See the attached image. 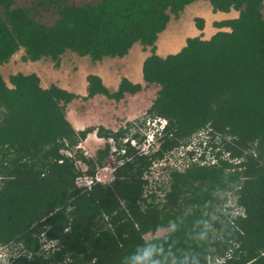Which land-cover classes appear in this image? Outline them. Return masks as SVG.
I'll list each match as a JSON object with an SVG mask.
<instances>
[{"label": "trees", "instance_id": "trees-1", "mask_svg": "<svg viewBox=\"0 0 264 264\" xmlns=\"http://www.w3.org/2000/svg\"><path fill=\"white\" fill-rule=\"evenodd\" d=\"M196 1L0 0V65L21 50L23 62L50 59L60 66L68 53L96 64L151 47L143 79L161 88L148 114L167 122L156 151L147 154L130 139L119 144L124 154L111 182L82 191L76 187L82 170L61 154L90 131L68 119L77 96L43 88L35 73L11 75L9 84L0 74V245L24 248L27 255L16 263L264 264V0H207L216 12L241 13L215 24L231 32L188 38L180 52L160 57L156 42L169 12L178 15ZM195 23L204 30L203 18ZM87 83L85 100L119 101L141 89L127 77L114 93L97 75ZM199 133V149L207 143L204 151H212L220 142L214 160L184 154L180 167L166 169L163 198H145L146 173L155 162ZM99 135L127 137L123 128ZM110 147L84 159L90 175ZM229 193L242 214L227 213ZM164 228L163 236L145 237ZM42 234L59 250L43 254Z\"/></svg>", "mask_w": 264, "mask_h": 264}, {"label": "rangeland", "instance_id": "rangeland-1", "mask_svg": "<svg viewBox=\"0 0 264 264\" xmlns=\"http://www.w3.org/2000/svg\"><path fill=\"white\" fill-rule=\"evenodd\" d=\"M18 1L22 2L24 0ZM83 1L90 0H70V3L81 4ZM197 1H199L198 3L196 2L197 4L194 2V4L186 6L178 15L169 12L170 22L167 30L159 35V46L157 45L158 52H160L158 48L161 47L162 44L167 46L166 49L170 54L180 52L186 45L187 38L200 35V30L196 27L194 19L207 18L208 15L213 13L214 8L207 0ZM255 1L256 0H244V3L252 4ZM262 3L264 7V1ZM260 12V14L263 15L264 8ZM51 17V13L46 14L47 20ZM211 17L213 18V14ZM186 25L188 28H186ZM213 30L214 28L211 24L205 25L203 31L205 34L204 39L212 37ZM141 49V47L132 49L130 52L132 57L137 56V58H139L138 52L142 53L143 59L151 55V51L141 52ZM165 54L170 55L167 52ZM23 55L24 52L21 50L9 61V63L0 65V74L8 84L11 75H29L31 73H36L41 78V86L43 88L47 89L55 85L77 96V99H75L67 109L68 119L74 124L81 121L83 115H85L87 124H104L108 130H113L114 132L123 128L127 133V137L125 140L121 139L119 144L127 142L130 139L133 145H136L138 149L147 154H151L158 149L159 139L161 137L160 134L166 121L162 118L151 116L148 112L153 106L161 86L159 84H149L144 81L141 68L139 80L136 81L133 79L132 82L141 86L140 91L136 94L125 93L119 101L104 95H98L90 100L83 99L88 95L87 77L90 74H96L103 78L104 85L108 88L109 93L116 92L123 78L122 73L129 70L131 66H133L134 69L137 68L136 64H138V61H133L131 55L119 60L105 59L104 61L94 64L88 57H79L74 53H68L63 56L60 66H56L50 59L26 63L22 61ZM127 64L131 66L127 67ZM203 135L204 133L196 135L192 138V143H189L193 145L194 152L189 151L187 153L186 150L190 145L188 147L183 146L177 151H174L173 154L167 155L163 161L154 164L153 168L146 173V179L149 184L145 188V198L149 199V194H156L160 199L163 198L165 191L162 187L165 186L166 169L168 167H180L177 160L184 154H189L190 156L195 154L193 156H196L197 154L195 151L199 149L200 143L204 140ZM99 143L104 144L102 141ZM215 146H217V149L214 151V154H217L221 149L220 142L217 141ZM116 151L117 153H122V151L117 150V147ZM117 153L110 156L103 166H97V168L94 169L96 180L102 181L104 184L111 182L113 169L119 164ZM196 157L199 158L200 154L198 153ZM227 196V204L224 206L227 213L231 214V216L242 214V211H239L235 205V199L232 193H229ZM222 199L224 200V197ZM167 232L168 228H164L158 230L154 234H148L145 237L154 238L156 236H163ZM41 243V252L48 256L54 249V245L49 243L42 235ZM9 249H11V251L13 250V254L17 253L18 250L22 252L21 246L14 245L12 248L9 247ZM12 253L8 254L7 257L9 263H13L14 261Z\"/></svg>", "mask_w": 264, "mask_h": 264}, {"label": "clouds", "instance_id": "clouds-1", "mask_svg": "<svg viewBox=\"0 0 264 264\" xmlns=\"http://www.w3.org/2000/svg\"><path fill=\"white\" fill-rule=\"evenodd\" d=\"M232 11V10H231ZM230 11V12H231ZM237 13H238V15H239V17L238 18H236V19H233V20H237V19H239L240 18V15H241V13H239V11H236ZM213 13L215 14V13H217L216 11H214L213 10ZM222 13H229V12H222ZM263 16V18H264V14L262 15ZM226 21H232V20H226ZM225 21V22H226ZM223 23V22H222ZM216 24V23H215ZM215 24H214V27L215 28H219V27H217V26H215ZM166 30H167V28H166ZM204 31V30H203ZM164 32V31H163ZM220 32H225V33H230L231 32V29L230 28H228V27H222V28H219L218 29V31H217V33L216 34H218V33H220ZM202 36L204 37V32H202ZM215 34V35H216ZM214 35V31H213V35H212V37L213 36H215ZM191 37H193V36H191ZM191 37H189V38H191ZM212 37H210V39L212 38ZM188 39V38H187ZM159 40H160V38H158V40H157V42H156V53L160 56V57H162L159 53H158V50H157V45L159 46V44H158V42H159ZM207 40H209V39H207ZM137 48H139V47H137ZM134 49H136V48H134ZM23 51V50H22ZM142 51H144V52H149V51H151V54H152V50H151V47H148V48H142L141 49V52ZM131 53H129L128 55H130ZM170 55H172V54H170ZM168 56V55H167ZM166 56V57H167ZM126 57V56H125ZM124 57V58H125ZM149 57V56H148ZM147 57V58H148ZM110 58V57H109ZM147 58H145L144 59V62H145V60L147 59ZM111 59H117V60H119V59H123V58H111ZM9 63V62H8ZM27 63V62H26ZM144 64V63H143ZM127 67H129L128 65H127ZM142 69H143V66H142ZM141 69V70H142ZM123 73H125V72H123ZM31 74H33V73H31ZM36 74V73H35ZM38 75V74H37ZM91 75V74H90ZM93 75H96V74H93ZM143 75V74H142ZM39 76V75H38ZM98 76V75H97ZM100 77V76H99ZM122 77L124 78V77H126V76H124V74L122 75ZM101 78V77H100ZM41 79V78H40ZM102 80H103V78H101ZM129 79V78H128ZM122 80V79H121ZM144 80V79H143ZM103 83H104V81H103ZM134 84V83H133ZM118 91V90H117ZM116 91V92H117ZM88 92V91H87ZM88 96V95H87ZM98 96V95H97ZM86 97V96H85ZM96 97V96H95ZM92 99V98H91ZM88 100H90V99H88ZM149 115H151V116H154V115H152V114H149ZM83 116H85V115H83ZM86 117V116H85ZM154 117H156V116H154ZM157 118H159V117H157ZM166 121V120H165ZM166 124H167V122H166ZM166 124H165V126H166ZM164 126V127H165ZM82 131L84 130V131H87V130H90V131H88V133H87V135H86V138L84 139V140H82L80 143H78V145L77 146H75V147H69L68 145L61 151V154L63 155V156H66V157H68V158H70V159H74V160H76V164H77V166L82 170V174H81V176H79L78 178H77V181H76V187L78 188V189H80V190H82V191H87V190H90L91 189V187L93 186V184L95 183V182H101L102 183V181H99V180H96V174H94V176H92V175H90L89 173H88V165L87 164H85V162H84V159L85 158H87V159H89V160H95L96 158H97V156H98V152L99 151H101V150H104V149H106L107 148V146L108 145H110L111 147H110V150H109V152L107 153V155L106 156H104V157H102V160L104 161V164L107 162V159L110 157V156H112V155H115L116 153H117V151H116V147H117V150L118 151H122V148L120 147H118L119 145V142H120V140L119 141H115L113 138H107V137H105V136H103V137H101L100 135H99V133H101V134H103L106 130H108V128L106 127V126H104V125H98V124H87V122H86V126L83 128V129H81ZM163 130H164V128H163ZM163 130L161 131V133L163 132ZM109 131H111V132H114L113 130H109ZM118 131H119V129H118ZM117 131V132H118ZM199 134H201V133H199ZM92 135L94 136V138L92 137ZM161 135V134H160ZM104 142V144H100L99 142ZM131 143H132V141H130ZM202 142H203V140H202ZM192 143V142H191ZM133 145V144H132ZM190 144H188L187 146H184V147H188ZM134 146H136V145H134ZM206 146H207V143H205L200 149H197V151H195V153L196 154H200V156L201 155H207V158H206V160L209 162H211V160L216 156V154H214V151L217 149V148H213L212 149V151H204L205 149H206ZM137 147V146H136ZM191 147V148H190ZM190 147H188L187 148V150H186V152L188 153L189 151H193L194 152V148H193V145L191 144L190 145ZM214 147V146H213ZM217 147V146H216ZM209 150H211V149H209ZM118 154V157H117V160H118V163H120L121 162V159H119V157H121L122 156V154H124V152L122 151V153L121 152H118L117 153ZM214 160V159H213ZM63 161H60V163H62ZM156 163V162H155ZM212 163H214V161H212ZM118 165H116L115 167H117ZM86 167V168H85ZM114 167V168H115ZM113 171H114V169H113ZM112 178H113V172H112ZM90 182V183H89ZM238 215V214H237ZM236 216V215H235ZM42 236H44L45 237V239L49 242V243H51V244H53L54 245V249L52 250V251H55V250H59V248H58V243L56 242V241H53V240H48L47 238H46V236L44 235V234H42ZM21 246L20 244H18V243H16V242H14V243H11V244H8V245H0V264H18V263H16V261H17V259H19L21 256H23V255H27V253H26V251L24 250V248L21 246V249H22V252L20 251V250H18V252L17 253H15V254H13L12 252H13V250L11 251V249H9V247L10 248H12V246ZM6 250H8V251H6ZM51 251V252H52ZM50 252V253H51ZM10 253H12V255H13V257H14V261H13V263H9L8 262V259H7V257H8V254H10Z\"/></svg>", "mask_w": 264, "mask_h": 264}, {"label": "crops", "instance_id": "crops-1", "mask_svg": "<svg viewBox=\"0 0 264 264\" xmlns=\"http://www.w3.org/2000/svg\"><path fill=\"white\" fill-rule=\"evenodd\" d=\"M197 3L199 2V1H196ZM195 2V3H196ZM196 3V4H197ZM194 4V3H193ZM213 14V18L211 17V15ZM211 15H208L207 16V18H204L203 17V19L205 20V25L207 26V25H212L213 26V28H214V35L217 33V31H218V29L219 28H215L214 27V24L215 23H222V22H225L226 20H233V19H236V18H238L239 17V15H238V13L236 12V10H232L231 12H229V13H222V12H217V13H212ZM196 19V18H195ZM194 19V20H195ZM187 22V21H186ZM186 28H188L187 27V25H186ZM191 30V29H190ZM202 32L203 31H200V35L202 34ZM200 35H197V36H200ZM196 37V36H195ZM210 39V38H209ZM172 46H175V45H172ZM163 47H164V50H163ZM166 45L164 46L163 44H162V46L161 47H159L158 49H159V51H160V55H162V57H166L167 56V54H165L166 52L168 53V54H170L169 52H168V50L166 49ZM131 52V51H130ZM176 53H178V52H175L174 54H176ZM131 55V58L133 59V61H138V64H136V69H134V67L133 66H131V65H129V64H127L129 67L131 66V68L129 69V70H127L125 73H124V76H126L127 78H129L132 82H133V79L134 80H136V81H138L139 80V78H140V68L142 69V66H143V63H144V59L142 58V53H139L138 52V57L139 58H137V56H135V57H132V54H130ZM127 56H129V55H127ZM126 56V57H127ZM106 59H111V58H106ZM76 125L79 127V129H83L85 126H86V117L85 116H83L82 117V120L81 121H78V122H76ZM101 125H104V124H101ZM92 137L94 138V136L92 135Z\"/></svg>", "mask_w": 264, "mask_h": 264}, {"label": "flooded vegetation", "instance_id": "flooded-vegetation-1", "mask_svg": "<svg viewBox=\"0 0 264 264\" xmlns=\"http://www.w3.org/2000/svg\"><path fill=\"white\" fill-rule=\"evenodd\" d=\"M130 80V79H129ZM131 81V80H130ZM132 82V81H131Z\"/></svg>", "mask_w": 264, "mask_h": 264}, {"label": "bare ground", "instance_id": "bare-ground-1", "mask_svg": "<svg viewBox=\"0 0 264 264\" xmlns=\"http://www.w3.org/2000/svg\"><path fill=\"white\" fill-rule=\"evenodd\" d=\"M154 171V170H153ZM163 171V170H162Z\"/></svg>", "mask_w": 264, "mask_h": 264}, {"label": "built area", "instance_id": "built-area-1", "mask_svg": "<svg viewBox=\"0 0 264 264\" xmlns=\"http://www.w3.org/2000/svg\"><path fill=\"white\" fill-rule=\"evenodd\" d=\"M90 183V182H89Z\"/></svg>", "mask_w": 264, "mask_h": 264}]
</instances>
